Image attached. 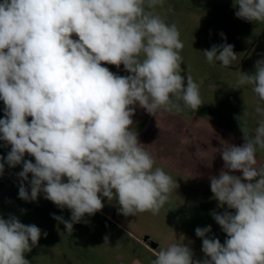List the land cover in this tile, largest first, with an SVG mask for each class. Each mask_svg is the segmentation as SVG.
Here are the masks:
<instances>
[{
  "label": "clouds",
  "instance_id": "9594fccd",
  "mask_svg": "<svg viewBox=\"0 0 264 264\" xmlns=\"http://www.w3.org/2000/svg\"><path fill=\"white\" fill-rule=\"evenodd\" d=\"M160 2L0 0L5 114L0 140L11 146L5 162L9 167L23 164L20 199L36 201L43 193L57 207L70 210V220L54 215L66 231L72 232L86 214L102 210V198L117 201L125 216L158 214L174 187L170 175L154 169L155 158L131 130L136 106L153 115L202 105L198 85L182 74L184 45L176 25L147 10ZM236 5L237 18L264 22V0H237ZM203 53L207 62L224 67L236 59L227 43ZM105 64L123 65L128 75ZM254 68L253 73L242 72L235 88L251 86L258 97L255 111L264 117V59ZM241 129L244 143L224 146V168L210 177L218 208L228 209L211 214L227 238L221 243L207 236L211 226L197 227L202 260L194 259L185 242H172L152 264H264V167L256 166L257 149H264V118L252 136L242 122ZM26 153L34 163L24 159ZM3 170L0 163V174ZM236 171L242 175L230 174ZM29 174L30 193L23 183ZM41 235L35 224L0 216V264H31L25 254Z\"/></svg>",
  "mask_w": 264,
  "mask_h": 264
},
{
  "label": "rangeland",
  "instance_id": "374dc122",
  "mask_svg": "<svg viewBox=\"0 0 264 264\" xmlns=\"http://www.w3.org/2000/svg\"><path fill=\"white\" fill-rule=\"evenodd\" d=\"M236 4L237 0H161L153 9H147L167 24L176 25L184 45L180 50L182 74L192 77L202 100L197 110L184 109L179 113L158 110L151 115L136 106L131 130L138 133L140 142L155 158L154 169L162 168L174 182L158 214L149 211L125 216L117 201L102 198V210L92 216L86 214L73 224L72 232L66 231L64 223L54 215L70 220V210L57 207L43 193L36 201L18 197V173L23 164L8 166L5 161L11 146L0 140V157L4 158L0 159L4 163L0 174V216L8 219L14 215L42 231L38 245L25 254L31 264H152L156 254L172 242H185L194 259L202 260V239L195 234L197 227L211 226L207 236L224 242L226 234L211 213L222 214L228 209L218 208L210 177L218 176L224 168L223 147L244 143L241 122L252 136L264 118L255 111L258 97L251 86L235 88L242 72L253 73L256 61L264 59V22L237 18ZM225 43L233 45L236 53L231 65L207 62L203 51ZM103 66L118 75H128L123 65ZM4 115L0 100V118ZM27 119L30 121L31 117ZM256 158V166L264 167V149H257ZM24 159L35 162L27 153ZM230 174L242 175L239 171ZM31 178L29 174L28 181H23L29 193ZM146 236L159 244L155 250L142 244Z\"/></svg>",
  "mask_w": 264,
  "mask_h": 264
},
{
  "label": "crops",
  "instance_id": "0c3cea01",
  "mask_svg": "<svg viewBox=\"0 0 264 264\" xmlns=\"http://www.w3.org/2000/svg\"><path fill=\"white\" fill-rule=\"evenodd\" d=\"M150 241H152V240L148 239V241H146V242L144 241V239L141 240L142 244H144V246H145L146 248H148L149 250H155V249L159 246V244L156 243V244H157V247H156V248H152V247L150 246Z\"/></svg>",
  "mask_w": 264,
  "mask_h": 264
},
{
  "label": "water",
  "instance_id": "95a60500",
  "mask_svg": "<svg viewBox=\"0 0 264 264\" xmlns=\"http://www.w3.org/2000/svg\"><path fill=\"white\" fill-rule=\"evenodd\" d=\"M148 239H149V237L146 236V237L144 238V241L146 242V241H148ZM150 246H151L152 248H156V247H157V244H156V242H154V241H150Z\"/></svg>",
  "mask_w": 264,
  "mask_h": 264
}]
</instances>
